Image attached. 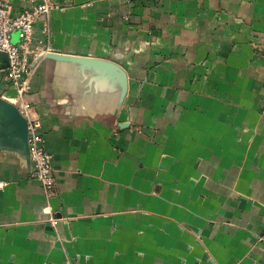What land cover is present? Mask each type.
Segmentation results:
<instances>
[{"label":"crops","instance_id":"1","mask_svg":"<svg viewBox=\"0 0 264 264\" xmlns=\"http://www.w3.org/2000/svg\"><path fill=\"white\" fill-rule=\"evenodd\" d=\"M51 1L24 100L55 189L0 58V264H264V0Z\"/></svg>","mask_w":264,"mask_h":264},{"label":"built area","instance_id":"2","mask_svg":"<svg viewBox=\"0 0 264 264\" xmlns=\"http://www.w3.org/2000/svg\"><path fill=\"white\" fill-rule=\"evenodd\" d=\"M25 1L34 5L18 11L14 8L15 0H0V52L8 58V67L3 72L2 81L15 92L16 98L22 103L27 120L31 175L41 183L45 194L50 197L55 189L52 156L46 149L41 118L29 115L33 107L24 100V96L30 88L34 61L47 51L34 48V24L42 14L48 15L58 6L51 0L41 4H35V0ZM14 38L17 39L15 42Z\"/></svg>","mask_w":264,"mask_h":264},{"label":"water","instance_id":"3","mask_svg":"<svg viewBox=\"0 0 264 264\" xmlns=\"http://www.w3.org/2000/svg\"><path fill=\"white\" fill-rule=\"evenodd\" d=\"M17 39L16 38H14V42L16 41ZM50 54H44V55H42V56H40V57H38L35 61H34V65L36 64V62L38 61V60H40V59H42V58H44V57H46V56H49ZM0 58H2L3 60H4V68H7L8 67V58H7V56H6V54H4V53H2V52H0ZM22 140L24 141V143H25V146H26V157H27V160H28V162H30V158H29V151H28V142H27V123L25 122V124H24V129H23V131H22Z\"/></svg>","mask_w":264,"mask_h":264}]
</instances>
